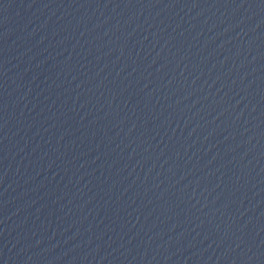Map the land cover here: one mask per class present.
Returning <instances> with one entry per match:
<instances>
[{"label":"water","instance_id":"1","mask_svg":"<svg viewBox=\"0 0 264 264\" xmlns=\"http://www.w3.org/2000/svg\"><path fill=\"white\" fill-rule=\"evenodd\" d=\"M253 90L264 122V0H232Z\"/></svg>","mask_w":264,"mask_h":264}]
</instances>
